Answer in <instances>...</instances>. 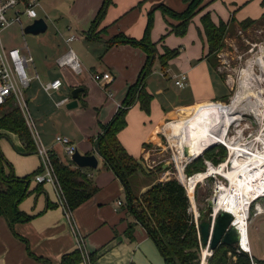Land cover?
<instances>
[{
  "label": "crops",
  "instance_id": "0c3cea01",
  "mask_svg": "<svg viewBox=\"0 0 264 264\" xmlns=\"http://www.w3.org/2000/svg\"><path fill=\"white\" fill-rule=\"evenodd\" d=\"M49 1L51 10L46 12L48 19H44L48 28L51 22V31L54 32L48 38L44 57L32 53L26 43L15 44L6 39L5 32L9 28L3 32V40L7 47H19L34 58V63L29 66L34 78L25 90V98L38 133V137H34L35 142L39 139L54 156L68 164L73 160L66 151V145L56 140L57 136L69 138L83 154L96 153L99 160L97 168L83 169L97 191L72 210L71 218H67L58 203L55 187L34 180V175L43 168L37 151H26L18 135L2 131L0 149L6 159V171H13L19 177L34 175L30 193L19 204L20 210L31 218L11 224L7 217L0 216V264H61L65 253L78 248L79 236L83 237L90 254L97 253L92 264H167L157 244L141 224L136 226L134 238L127 235L129 222L135 220L125 206V186L96 150L95 140L102 132V126L116 114L148 57L141 47L131 44L108 48L107 40L119 33L141 39L148 14L153 10L151 40H162L163 46L178 49V55L170 59L166 66L159 65L158 61V65L154 68L153 65L146 77V89L153 95L150 113H146L139 103L134 104L127 112L126 127L118 133L126 150L141 159L146 155L147 144L156 141L163 122L177 110L182 112L177 120H184L208 104L223 103L214 100H222L229 94L228 83L214 71V65L207 55L208 44L201 16L210 12L216 23L232 18L234 23L246 18L259 19L264 13V0H204L205 11L193 17L183 36L170 31L171 25L178 24L179 20L164 14L158 6L164 5L182 12L187 7L184 0H113L99 27L102 30L101 38L93 40L88 39L87 34L103 0ZM24 19H27L24 20L25 26L34 20ZM14 25L20 28L22 34L25 33L19 24ZM70 48L82 61L81 73L58 64L59 58ZM159 67L161 78L156 76ZM104 72H110L113 79H94L95 73ZM181 74L188 77L187 85L183 88L175 84L176 77ZM168 77L177 87L176 95L167 87ZM55 78L63 81V87L59 91H45L42 84ZM75 87H82L83 90L79 94L78 105L68 108ZM64 97L70 100L58 105L57 102ZM169 122L173 124V121ZM167 123L161 129L163 132ZM140 177H144L138 179L141 182L137 180L141 192L146 191L154 180H167L159 177L145 179L144 175ZM189 198L191 202L190 195ZM194 210L195 215L201 214L196 207ZM197 220L200 221V215ZM248 245L250 253L245 251L255 257L252 250H260V247L250 245L249 237ZM200 246L202 252L207 247L201 241ZM204 261L201 264H205Z\"/></svg>",
  "mask_w": 264,
  "mask_h": 264
},
{
  "label": "trees",
  "instance_id": "16d2710c",
  "mask_svg": "<svg viewBox=\"0 0 264 264\" xmlns=\"http://www.w3.org/2000/svg\"><path fill=\"white\" fill-rule=\"evenodd\" d=\"M23 1L27 4L30 2V0ZM184 1L187 3V7L182 12H177L164 5L158 6L164 14L179 20L178 24L171 25L170 31L180 36L187 33L190 22L200 12L199 7L203 2V0ZM112 3L113 0H103L87 34L88 39H100L94 31L101 24ZM263 18L264 13L259 19L246 18L239 23L247 25L248 22L254 23ZM234 21L232 18L229 21L220 20L216 23L210 12L201 16L210 52L218 51L224 46L225 37ZM153 24L154 11L152 10L148 14L145 33L141 39L119 33L107 40L108 48L118 44H131L141 47L147 52L148 57L137 81L129 86L127 95L116 114L102 126V132L97 136L95 144L106 165L115 172L125 186L127 202L125 206L135 220L129 222L127 235L134 238L135 228L141 224L157 244L167 264H200L201 240L197 223L190 210L191 202L186 187L179 179L171 177L163 181L154 180L146 191L141 192L137 180L139 174L146 170L140 162L141 159L132 156L118 138V133L127 125L126 116L131 106L139 103L146 113H150L153 95L146 89V77L152 71L156 56L158 55L161 64L166 66L170 59L178 55V49H171L167 46L164 53L157 51L156 42L151 40ZM2 131L18 135L24 143L26 151H37L33 133L14 98H10L6 103L0 105V138ZM219 148L220 150L215 153H213V149L210 150L211 152L208 151L206 156L213 162L222 161L227 151L224 146H219ZM51 158L68 205L74 210L89 199L97 191V187L87 172L83 168L77 167L73 161L70 164L65 163L53 154H51ZM5 161L4 154L0 149V216L7 217L11 224L27 221L31 216L21 211L19 204L30 193L29 188L34 173L19 177L13 171H6ZM203 168L202 160H198L189 163L185 172L189 176L195 172H202ZM200 212V220H202L206 215L202 208H200ZM96 254V252L90 254L92 263L96 259ZM82 261V253L78 248L65 253L61 258V264H79ZM208 262L210 264H253V262L264 264V259L252 257L248 252L238 247L220 244L214 249Z\"/></svg>",
  "mask_w": 264,
  "mask_h": 264
},
{
  "label": "rangeland",
  "instance_id": "374dc122",
  "mask_svg": "<svg viewBox=\"0 0 264 264\" xmlns=\"http://www.w3.org/2000/svg\"><path fill=\"white\" fill-rule=\"evenodd\" d=\"M49 2V0L36 1L35 8L38 13V17L46 18V12L51 10V5ZM205 8L206 3H204L203 0L199 7L200 12L203 10L205 11ZM24 20L27 21V19ZM50 23L48 31L38 35L31 33L22 34L20 28L14 25L5 32V38L10 39V42L13 41L15 44L26 43L32 53H36L37 55L39 54L44 57L45 54H47L46 43L48 38L53 36L52 32H54L51 31ZM99 27H97L94 33H96V35L101 38L102 31L99 30ZM161 42L162 40L156 42V49L159 53H161L163 47L164 53L166 51V46H163ZM207 55L214 65V71L217 72L220 77L228 83L229 94L222 100H214L222 101L223 103L207 105L200 110L198 115L209 116L214 110L227 107L229 104H231L236 94L242 91L243 94H247L249 91L244 100L245 102L246 100L250 99L254 101V99H257V96L259 95L260 97L258 96V98H260L262 103L260 107L261 112L258 116H256L254 112L238 113L234 116V121L228 125V134L231 137L236 136L243 143L245 141V143L248 144L255 142L257 137L264 132V18L254 23L248 22L247 25H243L239 22L233 23L232 27L227 33V36L225 37L224 46L215 52H210L208 49ZM158 61L159 65H162L157 55L153 64V68L158 65ZM160 68L161 67L157 68L156 76L161 78ZM171 81H173V79L168 77L167 87L170 89V91H172L173 94L176 95L177 87L173 85L174 81L173 84ZM180 113L182 112L177 110L173 115L167 118L163 122L161 129L165 123L179 119ZM194 113L189 115V117L194 115ZM184 120L173 121V124L175 125L172 134H165L160 129L156 141L147 144L145 149L146 155L140 160L146 171L139 174L140 179L144 178L140 177L143 175L145 176V179L159 177L163 180L175 177L177 179L181 178L186 186L188 177L201 172H195L188 176L185 172V168L189 163L185 166L184 163L186 159L182 155H179V150L181 147L178 139H183ZM219 146H224L226 148L227 154L225 158H229L231 150L228 144L218 142L208 146L206 149H204L202 154L200 152L198 155H196L198 157L192 162L202 160L204 167L202 172L209 168L210 164H208V162H211V164L216 166L221 164V162H224V159L219 162H213L211 158L206 156V153L212 149L213 153L219 151ZM226 161L228 163L226 169L232 168L233 162H228V159ZM165 164L167 165L166 168H164ZM139 181L140 180H138V182ZM219 182H223L226 186H231L230 180L226 179V177L221 174H218L214 177L208 176L204 180L197 183L195 192L193 194L194 198L191 200V213L195 220V207L198 212L200 211V208H202L203 212H205V215L210 212L208 208V200L214 196L215 189ZM259 207H262V209H259ZM199 215L200 214L198 213V217ZM248 215L249 244L260 247V250H252V253L255 255V258H264V196H260L259 198L255 199L254 202H252ZM200 254L202 258V260H200V264L204 260L205 264H210L208 262V258L211 255L204 258L202 250L200 251Z\"/></svg>",
  "mask_w": 264,
  "mask_h": 264
},
{
  "label": "bare ground",
  "instance_id": "6f19581e",
  "mask_svg": "<svg viewBox=\"0 0 264 264\" xmlns=\"http://www.w3.org/2000/svg\"><path fill=\"white\" fill-rule=\"evenodd\" d=\"M242 92L237 93L227 107L218 108L209 116L198 115L200 109L194 115L185 118L183 139H178V141L181 147L179 155H182L185 159L195 157L200 152L202 154L204 149L218 142L226 143L230 147L231 154L228 162H233L232 168L226 169L228 166L227 161L221 162L217 166L210 164L206 171L188 177L186 186L193 200L197 183L206 177L221 174L230 180L231 186H226L223 182L217 184L214 209L216 211L225 209L233 215L234 224L242 234L241 246L247 251L249 249L248 214L250 205L253 200L264 196V132L257 137L255 142L249 144L245 143L246 141L243 143L238 137H231L228 134V125L234 121L235 115L254 112L258 116L261 112L262 101L258 98L259 95L254 101L250 99L245 102L244 100L249 91L247 94ZM173 130L174 125L172 122H168L164 127L165 134H172ZM185 146L189 148V157H186L183 153ZM259 209H262V207H259Z\"/></svg>",
  "mask_w": 264,
  "mask_h": 264
},
{
  "label": "built area",
  "instance_id": "2783aa9c",
  "mask_svg": "<svg viewBox=\"0 0 264 264\" xmlns=\"http://www.w3.org/2000/svg\"><path fill=\"white\" fill-rule=\"evenodd\" d=\"M36 1L37 0H30V2L27 4L23 0H0V105L6 103L10 98H14L25 114L27 123L31 128L35 138L38 137V133L33 124V120L31 118L25 98V90L30 86L31 81L34 78L29 72V66L34 63V58L31 54L24 53L19 47H7L3 40V32L14 24H19L24 30L25 17L29 18L30 20L37 18L38 13L35 8ZM58 64L60 66H69L76 73L82 72V61L71 48L66 54L59 58ZM35 77L37 78L38 74H36ZM93 77L97 81H111L113 79V76L110 72L95 73ZM187 79L188 77L186 74H181L176 77L175 84L178 87L183 88L187 85ZM42 87L47 92L59 91L63 87V81L60 78H55L43 83ZM69 100V97H64L59 100L57 104H65ZM56 140L66 145V151L69 155H72L77 149L70 139L65 136H57ZM36 143L37 154H39L42 159L43 168L41 172L34 175V180L37 183H49L55 187L57 192V200L59 205L64 210V215L67 218H71L72 209L68 205L67 198L57 177L55 166L51 158L52 153L41 143L39 139ZM208 164H211V162H208ZM179 180L182 181L181 178H179ZM118 203L121 204V202ZM197 219L198 213L196 214L195 220L198 227ZM78 249L82 253L85 264H92L90 253L85 247L82 236H79ZM202 253L203 257L206 258L207 256L212 255L213 251L207 246L204 248ZM253 264L257 263L253 262Z\"/></svg>",
  "mask_w": 264,
  "mask_h": 264
},
{
  "label": "water",
  "instance_id": "95a60500",
  "mask_svg": "<svg viewBox=\"0 0 264 264\" xmlns=\"http://www.w3.org/2000/svg\"><path fill=\"white\" fill-rule=\"evenodd\" d=\"M47 29L48 24L46 20L43 17H37L33 20V22L25 26L24 32L38 35L45 33ZM82 90V87H75L72 90L73 99L67 104L68 108H74L78 105V97ZM97 153H99L98 150ZM183 153L186 157H189L188 146L184 147ZM197 157L198 156L186 159L184 163L185 166L188 163L194 161ZM71 159L80 168H97L99 163L98 156L96 153L83 154L78 149H76L75 152L71 155ZM227 159L228 158H224V161H226ZM166 167L167 165L165 164L164 168ZM211 176L214 177V175ZM215 197L216 189L214 196L208 200V208L210 210V212L208 213L209 215L207 214V217L198 221V230L202 244L208 246L209 249H211L212 251H214V249H216L220 244L238 247L245 251L243 246H241L242 234L238 227L234 224L233 215L225 209L216 211L214 209V204L216 200Z\"/></svg>",
  "mask_w": 264,
  "mask_h": 264
}]
</instances>
